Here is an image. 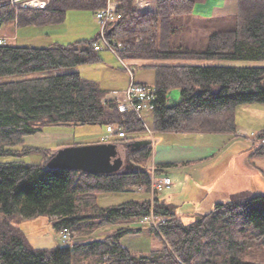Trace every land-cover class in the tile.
Here are the masks:
<instances>
[{
    "label": "trees",
    "instance_id": "1",
    "mask_svg": "<svg viewBox=\"0 0 264 264\" xmlns=\"http://www.w3.org/2000/svg\"><path fill=\"white\" fill-rule=\"evenodd\" d=\"M8 1L0 0V4ZM133 2L122 1V16L107 34L110 40L122 41L119 56L129 66L155 72L154 132L237 137V109L246 104L264 105V0H239L234 27L210 36L203 51L175 50L171 44L176 22L194 12L195 0H158L150 13L138 12ZM105 6L106 0H51L45 10L5 5L0 17L3 25L44 27L63 23L70 10L95 12ZM99 41L100 34L83 47L78 43L42 48L0 45V159L13 158L0 161V264H264L248 260L250 247L264 242V194L234 193L188 224L175 213L174 204L158 196L154 201L100 206V195L150 186L153 145L129 155L146 170L130 171L124 166L111 175L22 162L38 151L48 161L68 146L42 149L25 144L26 137L50 129L100 126L107 132L114 126L128 136L109 143L132 144L148 138L136 115L121 113L112 101L103 104L107 92L78 72L5 81L98 64L101 52L94 45ZM175 91L181 98L172 106L169 99ZM257 138L256 153L264 156V129ZM172 166L163 164L158 171L164 173ZM152 212L166 221L157 228L137 225ZM41 216L52 218L62 244L51 249L31 245L19 224ZM123 222H135L136 227L119 228L104 239L89 241L102 227ZM144 228L161 240L159 249L144 254L122 243ZM65 230L70 234L67 243L61 237ZM72 233L77 236L72 238Z\"/></svg>",
    "mask_w": 264,
    "mask_h": 264
},
{
    "label": "rangeland",
    "instance_id": "2",
    "mask_svg": "<svg viewBox=\"0 0 264 264\" xmlns=\"http://www.w3.org/2000/svg\"><path fill=\"white\" fill-rule=\"evenodd\" d=\"M157 1L158 0H155L154 11L156 10ZM199 25L200 23L198 26ZM176 26H178V28L175 34L181 30V27H179V20L176 22ZM48 28H51L50 36L54 39V43L65 45L76 43L84 44L79 47L85 46L86 41L93 40L100 34V26L96 19L95 12L87 9L70 10L67 12L66 20L63 23L51 25ZM182 31L184 32L183 26ZM15 32L14 23L5 24L0 31V36L6 38L9 45L17 47H47L43 46L46 44H42L35 38H28V35L23 36L21 34L19 39L15 40L13 38L16 34ZM38 34L39 33H35V35ZM41 34L43 35L42 32ZM174 35L171 43L173 49H190L184 46L183 43L174 42ZM208 41L209 40H207V44ZM103 52L107 53L108 51ZM93 66H96V64L84 67V78H101L106 76L102 69H94ZM133 69L138 80L146 79L154 81V70H142L139 69V66H134ZM70 70L73 69H59L47 73L8 77L5 81H19L26 78L58 75L69 73ZM178 103L179 102H175L174 99H169V104L172 106H176ZM237 124V137L227 134H202L210 135L211 137L202 136L191 140L195 142L196 145L204 144V147H212L215 145V147L218 148L214 152L216 154L207 158L205 162L200 161L195 165L187 164L168 168L166 174L171 178L173 186L160 196L164 198L170 195L173 196L172 199H167L169 203L176 206V208H174L175 213L183 217L187 224L197 215L207 214L213 209L216 203L228 199L229 195L232 193L248 190L252 191L253 195L264 194V156H260L256 153V148L260 145V140H258L257 136L264 129V105L246 104L240 106L237 109ZM68 130L73 131L76 138L72 141L79 146L109 142L104 127L79 126L71 129L68 128ZM241 132H247V134L243 135ZM145 134L147 136V131ZM160 134L173 135L174 133H159V135ZM159 135L154 133L153 136H147L148 139L153 141L154 150L156 148V139ZM182 140L183 139H180L179 141ZM51 147L52 146L47 145L39 148L45 149ZM12 160L13 158L0 159V161ZM21 160L27 165H41L47 161L45 153L40 151L31 153ZM152 160L153 158L149 161V168L154 164ZM227 183L229 184L227 185ZM141 197L144 196H140L136 191L108 193L99 196V204L102 207L116 206L128 201H136L135 198ZM176 200L179 202H176ZM19 226L35 249H51L62 244L60 234L52 225V218L48 216L26 219L22 224H19ZM104 233L106 237L108 232ZM73 236H77V234L72 233V238ZM95 239L96 237L94 236V238H89V241ZM124 244L126 246L135 247L133 249L137 252L148 254L151 250L161 247V240L156 236H152L148 228H144L140 236L132 240L126 239ZM248 260L264 263V242L250 247Z\"/></svg>",
    "mask_w": 264,
    "mask_h": 264
},
{
    "label": "crops",
    "instance_id": "3",
    "mask_svg": "<svg viewBox=\"0 0 264 264\" xmlns=\"http://www.w3.org/2000/svg\"><path fill=\"white\" fill-rule=\"evenodd\" d=\"M196 5L194 12L191 15L183 16L179 18V27L181 30L178 31L177 34L174 35L173 41L176 43H183L184 46L198 51H203L207 46V40H209L210 36L214 33L230 29L234 26L235 18L238 13L239 8V0H195ZM200 25L198 26V24ZM182 26L184 28V32L182 31ZM16 29V34L13 37L15 40L19 39V36L22 34L28 35V38H35L39 40L42 44H46L43 46H50L54 44V39L50 36L49 26L44 27H25L18 28L16 24H14ZM43 33V35L41 34ZM28 33V34H26ZM35 33H39L41 35H35ZM49 33V34H48ZM185 33V34H184ZM180 46V45H179ZM42 48V47H41ZM100 56L102 61L96 66H93L94 69H102V71L106 74L105 77L96 78V77H85L88 80L95 81L99 84V86L107 92V95L111 92H119L125 90L130 83V75L129 73L123 69V66L119 59L110 52H101ZM95 65V64H94ZM88 65L80 66L76 69L70 70L69 72H78L81 76H83V70ZM84 78V76H83ZM135 79L140 83H155L150 80H138L137 75L135 74ZM174 93L177 98V102L180 101V92L175 91L170 96V99H174ZM71 129V128H69ZM159 135V133H155ZM173 134V133H171ZM211 135V134H210ZM210 135H202V134H160L156 139V148L154 150L151 159L153 158V163L157 166H161L163 164H172L174 166H182V165H195L200 161L205 162L207 158L214 156V153L218 148L214 146L212 147H204V144H197L192 142L193 138L209 136ZM75 134L73 131L68 130V128H58V129H50L38 134L28 136L25 138V144L32 147H43V146H52L51 149L57 148L58 145H71L75 143L72 141L75 139ZM183 139L182 141H179ZM219 152V151H218ZM165 172L162 173L167 175V170L164 169ZM168 176V175H167ZM229 183H227L228 185ZM227 187V186H225ZM137 192V191H136ZM239 192V191H238ZM237 192V193H238ZM138 194L144 197L135 198L136 201H145L150 200L151 196L148 193L138 192ZM234 193L230 194L233 195ZM161 200L169 203L168 199H172L173 196H169L167 198L159 196ZM229 199V198H228ZM227 200V199H226ZM225 201V200H224ZM176 202H179L176 200ZM127 225V226H125ZM138 225V224H137ZM134 228L135 222H123L116 225H109L102 227L97 230L93 234L96 239H104L105 233L110 234L116 229L119 228ZM104 230V231H103ZM106 234V235H107ZM140 236V234H131L126 236L122 243L126 239H134ZM125 245V244H124ZM133 251L132 246H127Z\"/></svg>",
    "mask_w": 264,
    "mask_h": 264
},
{
    "label": "built area",
    "instance_id": "4",
    "mask_svg": "<svg viewBox=\"0 0 264 264\" xmlns=\"http://www.w3.org/2000/svg\"><path fill=\"white\" fill-rule=\"evenodd\" d=\"M51 0H9L6 3L0 4V8L5 5H10L12 8H24L45 10L50 5ZM123 0H106V6L95 11L96 19L100 26V41L97 42L94 47L98 52L108 51L115 55L121 62L123 68L130 75V83L128 87L119 92H111L102 99V103L114 102L117 104V108L121 113L127 116L136 115L144 127L146 128L147 135L153 136V117L155 110V102L158 99L157 90L155 85L149 83H140L135 79L134 69L128 65L119 56L120 51L123 49V43L120 40H110L108 38L107 30L111 24L116 22L122 13L119 12ZM134 7L138 12L150 13L155 9V0H134ZM3 19L0 17V31L3 29ZM142 38H138V42ZM7 43L6 38L0 37V45ZM243 135L247 132H241ZM128 134L114 126L107 128V139L109 142L115 139H124ZM173 186L171 178L167 175L161 174L158 171V166L153 164L150 168V186H139L133 188L137 192H149L151 201L163 193L170 190ZM166 221V218L156 217L153 212L150 216H147L139 220L138 225L158 227L159 224ZM61 237L64 243H67L70 239V234L67 230L61 233Z\"/></svg>",
    "mask_w": 264,
    "mask_h": 264
},
{
    "label": "water",
    "instance_id": "5",
    "mask_svg": "<svg viewBox=\"0 0 264 264\" xmlns=\"http://www.w3.org/2000/svg\"><path fill=\"white\" fill-rule=\"evenodd\" d=\"M174 101H177L175 93ZM151 145H153V141L146 138L137 140L132 144L101 143L85 146H65L58 149L46 161V166L48 169L78 170L101 175L114 174L124 166L126 170L130 171L139 168L146 170L145 167L135 165L129 155ZM127 151L130 153L129 155H127ZM195 219L199 220L198 217H195Z\"/></svg>",
    "mask_w": 264,
    "mask_h": 264
},
{
    "label": "flooded vegetation",
    "instance_id": "6",
    "mask_svg": "<svg viewBox=\"0 0 264 264\" xmlns=\"http://www.w3.org/2000/svg\"><path fill=\"white\" fill-rule=\"evenodd\" d=\"M130 153L129 152H127V155H129Z\"/></svg>",
    "mask_w": 264,
    "mask_h": 264
}]
</instances>
